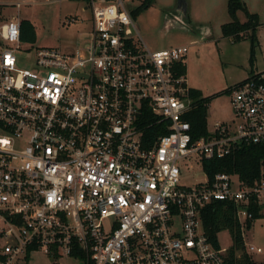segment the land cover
<instances>
[{"label": "built area", "instance_id": "built-area-1", "mask_svg": "<svg viewBox=\"0 0 264 264\" xmlns=\"http://www.w3.org/2000/svg\"><path fill=\"white\" fill-rule=\"evenodd\" d=\"M126 1L87 0L89 45L39 47L28 65L20 17L0 18V264H34L35 254L48 264H230L203 210L234 203L244 227L253 201L264 208V175L248 186L204 173L185 185L192 163L180 164L264 142V75L233 87L231 123L194 140L191 87L178 70L189 47L150 50ZM144 110L169 131L151 146Z\"/></svg>", "mask_w": 264, "mask_h": 264}, {"label": "rangeland", "instance_id": "rangeland-1", "mask_svg": "<svg viewBox=\"0 0 264 264\" xmlns=\"http://www.w3.org/2000/svg\"><path fill=\"white\" fill-rule=\"evenodd\" d=\"M22 3L21 7L7 3V16L0 13V18L12 15L28 18L36 29L33 44L25 43L23 49L31 50L23 58L22 64H31L34 51L39 47H61L64 52L72 53L78 47L90 43L92 10L87 0H12ZM143 0H127L130 10L136 9ZM251 13L260 18V25L255 31V61L250 63L251 39L234 42L222 34V26L231 19L228 13V0H186V8L179 6V0H153L152 4L140 12L135 20V27L141 41L150 50H162L177 46H188L186 57L188 83L210 98L208 104V127L214 129L217 121L231 123L234 119L231 99L235 84L259 73L264 75V0H243ZM240 21L247 20L244 11H238ZM27 57V58H26ZM24 58H26L24 60ZM25 67V66H23ZM231 89L228 93L224 90ZM192 163L191 169H185L183 184L192 185L203 180L202 166L195 160H182L181 165ZM263 215L254 221L251 228L242 227L247 248H261V252H251V257L264 263V209ZM3 222L0 220V228ZM222 248H231L233 238L224 230L218 236ZM1 244V240H0ZM34 264L42 262L37 254L32 259ZM69 264H79L70 262ZM80 264H83L80 261Z\"/></svg>", "mask_w": 264, "mask_h": 264}, {"label": "trees", "instance_id": "trees-1", "mask_svg": "<svg viewBox=\"0 0 264 264\" xmlns=\"http://www.w3.org/2000/svg\"><path fill=\"white\" fill-rule=\"evenodd\" d=\"M153 0H145L136 9L130 10L133 19L148 8ZM228 13L230 21L222 26V34L229 37L234 42H240L246 38H250L252 45L250 50V63L253 65L255 61V31L260 25L259 15L251 13L243 0H228ZM3 6L0 5V10ZM244 11L247 17L245 22L239 20L238 11ZM8 19V18H3ZM21 41L23 43L33 44L36 40V29L32 21L28 18H21ZM178 70L181 74L187 73L186 64H178ZM259 74H252L249 77H254ZM231 89L224 90L222 93H228ZM190 97L193 99V107L186 115V119L191 125V135L194 140L202 136L208 135V104L210 98L204 97L199 90L191 88ZM139 125L143 130L142 141L145 146H151L154 141L163 134L169 131L165 123L158 122V117L149 110H144L139 119ZM203 172L209 179H213L218 173H228L237 175L238 178L252 186L260 180L264 175V142L242 144L230 154L221 158L203 159ZM263 206L251 203L250 211L253 213V218L248 219L246 223L247 228H251L254 221L260 218L263 213ZM203 226L206 235L211 239L212 243L219 247L218 236L224 230L230 232L233 238V245L229 250L230 264H264L254 260L249 253H246L244 244V236L242 224L237 217V207L234 203L216 201L208 205L202 214ZM238 253L241 255L238 256Z\"/></svg>", "mask_w": 264, "mask_h": 264}, {"label": "crops", "instance_id": "crops-1", "mask_svg": "<svg viewBox=\"0 0 264 264\" xmlns=\"http://www.w3.org/2000/svg\"><path fill=\"white\" fill-rule=\"evenodd\" d=\"M9 2H10L12 5L15 4V2L12 3V2H13L12 0H0V5L3 6L2 9L0 10V13L3 14V15H5V16H7V15H6L7 12H5V11L7 10V6H8L7 3H9ZM18 8H19V7H18ZM12 16H14V15H12ZM12 16H11V17H12ZM11 17L9 16V18H11ZM20 20H21V17H20ZM186 67H187V64H186ZM255 74H259V73H255ZM186 75H187V73H186ZM259 75H260V74H259ZM261 75H262V74H261ZM247 78H248V77H247ZM247 78H245V79H247ZM187 79H188V78H187ZM245 79H243V80H245ZM243 80H241V81H243ZM241 81H239V82H241ZM239 82H238V83H239ZM188 84H189V83H188ZM235 85H236V84H235ZM189 86H190V85H189ZM190 87H191V86H190ZM191 88H193V87H191ZM223 122H226V121H223ZM253 225H254V224H253ZM252 227H253V226H252Z\"/></svg>", "mask_w": 264, "mask_h": 264}, {"label": "water", "instance_id": "water-1", "mask_svg": "<svg viewBox=\"0 0 264 264\" xmlns=\"http://www.w3.org/2000/svg\"><path fill=\"white\" fill-rule=\"evenodd\" d=\"M179 6L183 7L184 9L186 8V0H179Z\"/></svg>", "mask_w": 264, "mask_h": 264}, {"label": "flooded vegetation", "instance_id": "flooded-vegetation-1", "mask_svg": "<svg viewBox=\"0 0 264 264\" xmlns=\"http://www.w3.org/2000/svg\"><path fill=\"white\" fill-rule=\"evenodd\" d=\"M145 2V0H143L142 2H141V4H143Z\"/></svg>", "mask_w": 264, "mask_h": 264}]
</instances>
